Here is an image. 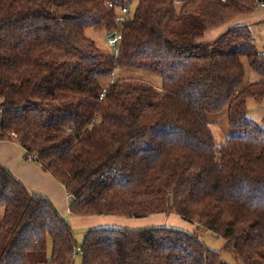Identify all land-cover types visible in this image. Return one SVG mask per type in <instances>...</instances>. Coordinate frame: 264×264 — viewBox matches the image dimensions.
<instances>
[{"label": "trees", "instance_id": "16d2710c", "mask_svg": "<svg viewBox=\"0 0 264 264\" xmlns=\"http://www.w3.org/2000/svg\"><path fill=\"white\" fill-rule=\"evenodd\" d=\"M259 6L0 0V140L16 141L63 187L70 215L174 213L225 241L219 251L198 228L97 225L77 246L51 199L0 163V264H71L77 250L81 264H229L221 251L264 264V124L247 116V100L264 99V51L237 23ZM118 7L127 9L119 24ZM88 29L118 30V54ZM243 59L259 80L244 85ZM124 68L156 73L161 86L108 82ZM225 107L234 133L217 143L207 113Z\"/></svg>", "mask_w": 264, "mask_h": 264}, {"label": "rangeland", "instance_id": "374dc122", "mask_svg": "<svg viewBox=\"0 0 264 264\" xmlns=\"http://www.w3.org/2000/svg\"><path fill=\"white\" fill-rule=\"evenodd\" d=\"M248 24V23H247ZM257 24V23H256ZM250 30L255 42V48L257 51H264V23H258L255 25V22H250ZM86 35L93 40L96 41L98 46L102 49L103 52L113 54V49L114 47L112 45H109L107 43V38L109 37L104 30H96V29H88L86 30ZM216 32L209 33V35L206 36H214ZM219 35V34H218ZM218 35H215L212 39L217 37ZM243 64H244V85L254 82L259 80L261 77L254 72L246 63V61L243 59ZM135 78V79H140L142 81L151 83L154 85V87H160L161 86V77L157 75L156 73H152L149 71H144V70H139V69H121L118 71L113 72V74L109 77L108 82L111 79H118V78ZM111 82V80H110ZM247 116L251 120L255 121L256 123L263 125L264 124V99L261 101H256L254 99H248L247 100ZM207 118H208V125L210 130L213 133L214 139L217 143L224 141L229 135L234 133L229 126H228V121H227V110L226 107L223 108L220 111L213 112V113H207ZM56 182V181H55ZM59 184V183H58ZM57 184V185H58ZM59 186H61L59 184ZM59 190L61 191L60 187ZM64 194V193H63ZM65 196L67 199L70 197L68 196L67 192H65ZM69 203V202H68ZM2 208H0V218L2 216ZM69 211V209H68ZM164 213L156 214V215H149V216H162ZM115 217V216H114ZM148 216L145 217H140V218H119L115 217L117 220H119L116 223L113 222H106V223H100V224H94L91 226H87L89 224L84 225H76L77 223L69 222L70 225L72 226L73 232H74V237L77 242V246L80 245V242L84 236V233L88 230V228L97 226V225H118L121 227H137L139 225H145V224H150V223H155V224H167V225H174L178 227H183L186 228L184 225L186 221H184L181 217L174 213H170L168 215L164 214L163 217L164 219L160 222H149L147 219ZM178 218L177 222H173L172 219ZM143 220V224L140 223H134L131 221L137 222V220ZM67 220V219H66ZM68 221V220H67ZM131 224H128V223ZM184 223V224H182ZM187 225L189 229L194 230L195 228H198L197 232L202 239V241L205 243V246L209 249L212 250H221L222 246L224 245V239L220 236H217L215 233H212L207 230H203L200 228L197 224H190ZM49 251V250H48ZM220 259L222 261H225L229 264H243L241 261L235 258L234 254L230 252H225L221 251L220 252ZM71 264H81V255L79 251H75L73 255V260Z\"/></svg>", "mask_w": 264, "mask_h": 264}, {"label": "crops", "instance_id": "0c3cea01", "mask_svg": "<svg viewBox=\"0 0 264 264\" xmlns=\"http://www.w3.org/2000/svg\"><path fill=\"white\" fill-rule=\"evenodd\" d=\"M250 22H255V25H257L258 23L259 24L264 23V6H259L251 16L237 20V23H250ZM225 28H226L225 26H221L219 28L206 32L204 35V40H211L215 35L220 34ZM213 32H216L214 36L212 37L206 36L209 35V33H213ZM23 154H24L23 148L16 141L0 140V163L8 167L11 170V172H13V174L16 175L30 191L34 193L43 194L49 197L51 201L54 203V205L57 207V209L59 210L60 214L65 219H67L68 222L70 223L73 222V223H77L76 225H84V226L86 224H89L87 226H91L94 224H100L106 222L116 223L119 221L115 218L118 216L114 217L112 215H95V216H85V217H76L70 215L68 211L69 199L66 198L63 187L59 186V184L55 182L48 174L44 173L34 161H32L31 159L23 158ZM59 187L61 191L59 190ZM163 215L159 217L148 216L145 219H147L149 222L150 221L160 222L164 219ZM119 218H125V217H119ZM177 219L178 218H174L172 219V221L177 222ZM131 222L143 224L142 219L137 220V222L135 221H131ZM152 224L155 223L139 225L137 227L152 225ZM184 225L186 226L185 229L191 230L187 226L189 225L188 222H185ZM114 226H118V225H114Z\"/></svg>", "mask_w": 264, "mask_h": 264}, {"label": "built area", "instance_id": "2783aa9c", "mask_svg": "<svg viewBox=\"0 0 264 264\" xmlns=\"http://www.w3.org/2000/svg\"><path fill=\"white\" fill-rule=\"evenodd\" d=\"M109 6H111V4H109ZM117 17L115 19L116 23H121L122 21L125 20V18L127 17V9L125 7H118V12H117ZM108 38H107V43L109 45H112L114 47L113 49V55H117L118 54V50H119V44H120V40H121V33L118 30H114L112 32L108 33ZM112 82V80H111ZM104 91L101 93L100 98H102ZM68 196L70 197V195L68 194Z\"/></svg>", "mask_w": 264, "mask_h": 264}]
</instances>
